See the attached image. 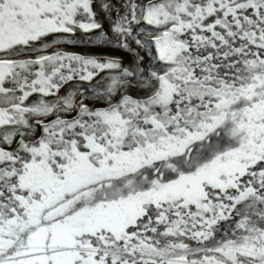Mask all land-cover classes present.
Instances as JSON below:
<instances>
[{
  "label": "snow or ice",
  "instance_id": "snow-or-ice-1",
  "mask_svg": "<svg viewBox=\"0 0 264 264\" xmlns=\"http://www.w3.org/2000/svg\"><path fill=\"white\" fill-rule=\"evenodd\" d=\"M0 264H264V0H0Z\"/></svg>",
  "mask_w": 264,
  "mask_h": 264
}]
</instances>
